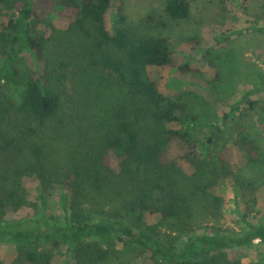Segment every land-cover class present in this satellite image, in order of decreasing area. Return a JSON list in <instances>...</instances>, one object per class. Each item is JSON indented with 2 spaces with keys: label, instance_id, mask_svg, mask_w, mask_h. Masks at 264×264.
<instances>
[{
  "label": "trees",
  "instance_id": "1",
  "mask_svg": "<svg viewBox=\"0 0 264 264\" xmlns=\"http://www.w3.org/2000/svg\"><path fill=\"white\" fill-rule=\"evenodd\" d=\"M51 1L0 0V185L5 183L0 187V245L14 244L27 264H131L139 258L144 264H262L252 255L246 263L244 257L264 244V222L246 221L243 229L232 231L185 228L197 216L187 194L220 200L217 185L236 173L209 154L186 155L196 168L193 175L183 174L178 161L164 160L173 140L195 152L201 128H215L202 146L215 143L221 131L219 123L206 121L211 110L204 107L210 102L197 105L198 96L186 92L178 78L167 84L179 94L165 95L150 73L154 65L193 70L175 60L163 33L167 22L149 16L151 26L138 33L127 24L123 0H54L43 12L35 7ZM164 13L185 19L190 0H166ZM54 14L69 20L66 29H52L54 39L60 35L66 41L62 54H51L55 46H48L51 40L41 29ZM253 73L259 82L241 98L249 108L256 105L251 96L264 90V70L257 66ZM222 75L216 71L210 82L214 92ZM99 86L119 93L101 117ZM238 110L239 103L233 104L222 121H235L239 140L254 151L240 170H256L258 142ZM19 120L27 124V133L16 124ZM106 156L118 160V169L105 163ZM25 175L36 179L34 202L23 184ZM54 199L62 212L48 215ZM28 204L38 205L40 213L7 216L8 208ZM157 217L183 227L162 237L150 223Z\"/></svg>",
  "mask_w": 264,
  "mask_h": 264
},
{
  "label": "rangeland",
  "instance_id": "2",
  "mask_svg": "<svg viewBox=\"0 0 264 264\" xmlns=\"http://www.w3.org/2000/svg\"><path fill=\"white\" fill-rule=\"evenodd\" d=\"M166 0H123V13L127 17V24L136 32H142L149 26V16L161 18L167 22L163 33L169 37L173 56L178 63H188L193 70L178 72L170 66H150V73L158 80L160 91L168 96L178 95L180 91L168 87V82L172 78L184 81V90L195 93L194 98L197 105H201L200 100L210 102L211 113L206 115V121L219 123L221 131H217L219 138L211 146H202L203 140L209 137L215 128L211 126L201 128L197 139L201 146L195 152L190 144L178 139L171 142L164 160H176L181 166V171L186 175H193L196 168L189 163L188 153L193 155H210L213 159L223 160L230 166L236 175L223 178L216 188L215 193L220 200H216L211 195L205 196L200 193H188L192 199L191 205L197 214L195 222L188 223L185 227L194 229V232H202L203 227L217 226L223 231L243 229L247 222H264V90L256 91L251 96L256 100V105L249 108L242 95L245 89L256 88L255 67L264 70V0H190V14L185 19H169L164 13ZM52 0L48 4L35 5L38 11L43 12L44 8L51 6ZM44 6V7H42ZM47 23L41 24V29L51 40L48 44L54 45L51 54L64 51V41L62 36L57 40L52 37L53 28L64 30L69 25L66 16L54 14L48 17ZM109 29L113 31V19L109 16ZM162 28V27H161ZM160 29H154L160 31ZM191 38L198 40L194 43ZM210 50L211 54H207ZM50 53V52H49ZM222 53L224 59L219 58ZM219 55V56H218ZM62 58V57H61ZM229 63L226 64L225 62ZM223 69H221V67ZM222 71L221 81L218 82L219 92L212 90L211 81L214 79L216 71ZM68 86L67 90H71ZM109 88V87H108ZM95 88L97 100L102 108L99 116H105L110 110L109 105L119 97L117 91L110 88ZM239 103L243 121L248 123L253 129L254 136L258 144L256 145V158L259 153L261 159L256 161V170L241 171L246 166L249 155L254 151L239 140V135L235 121L223 123L222 118L229 112L232 105ZM215 117L212 118V115ZM237 119V118H236ZM241 119V120H242ZM16 124L23 128L25 122L19 120ZM173 127L176 125L172 124ZM20 150H17L19 153ZM193 151V152H192ZM22 155V152H21ZM209 159V158H207ZM105 163L118 169V160L111 156L105 157ZM9 165V164H8ZM185 175V176H186ZM217 174L210 175L215 177ZM208 178V177H207ZM248 179L249 182L246 181ZM35 177L25 175L23 184L30 193V201L35 198L32 193L35 191ZM5 184L1 180L0 187ZM0 188V194H1ZM62 187L57 185V192L61 193ZM102 200V199H97ZM96 211L95 206L90 208ZM62 212L61 205L57 199L51 200L48 208V215H55ZM91 212V211H90ZM40 213V207L28 204L23 207H10L7 210L9 218H22L35 216ZM150 223L155 225L161 232V236L169 238L182 226V223L165 222L157 218L150 219ZM254 257L255 261L264 264V244L257 250L250 251L245 255L244 261L249 263ZM0 264H27L18 257V250L14 244L2 243L0 245ZM131 264H144L143 258L134 259Z\"/></svg>",
  "mask_w": 264,
  "mask_h": 264
}]
</instances>
